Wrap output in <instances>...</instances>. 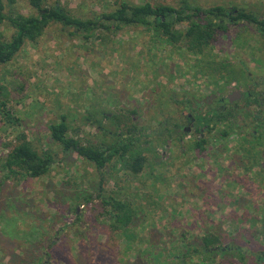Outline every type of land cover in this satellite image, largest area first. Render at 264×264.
<instances>
[{
    "label": "rangeland",
    "instance_id": "1",
    "mask_svg": "<svg viewBox=\"0 0 264 264\" xmlns=\"http://www.w3.org/2000/svg\"><path fill=\"white\" fill-rule=\"evenodd\" d=\"M122 1L175 8L182 3L47 0V5L87 19L115 11ZM188 1L204 8L237 6L264 18V0ZM6 10L38 14L27 1L7 4ZM15 33L9 23L0 25L1 40L10 41ZM84 35L52 23L42 37L28 42L12 62L0 67V98L17 120L11 124L0 114V161L19 134H25L38 152L54 157L50 172L41 178L3 181L0 170V264H260L264 172L247 169L246 158L241 162L228 151L215 154L216 138L226 127L207 135L210 150L199 156L185 155L183 150L193 148V134L165 139L162 133L171 126L169 119L187 126L189 113H205L212 100L228 96L233 89L243 91V99L250 91L264 89V37L257 26L240 22L219 36L213 56L233 68L229 75L236 80L229 84L216 73L204 75L196 68L195 56L180 57L183 50L157 41L143 26L125 27L117 34L103 29L100 37L89 40ZM188 99L190 104H185ZM134 110L132 125L140 143L129 156L146 148L149 160L138 175L124 170L122 163L111 165L103 175L93 163L65 153L52 138L51 126L65 117L70 137L103 149L116 141L110 118ZM261 114L264 120V108ZM247 120L241 116L234 124L230 143L235 148L237 140L250 132ZM101 125L106 132L98 128ZM177 138L183 140L182 146ZM103 197L138 210L129 228L136 236L130 248L122 230L112 229ZM207 232L218 236L226 250L234 243L241 246L244 261L234 250L215 253L205 261V255L192 246ZM151 239L157 242L152 252L163 254L160 262L146 259L144 251ZM186 250L190 254L184 255Z\"/></svg>",
    "mask_w": 264,
    "mask_h": 264
},
{
    "label": "trees",
    "instance_id": "2",
    "mask_svg": "<svg viewBox=\"0 0 264 264\" xmlns=\"http://www.w3.org/2000/svg\"><path fill=\"white\" fill-rule=\"evenodd\" d=\"M19 1H27L30 7L36 10L38 14L26 16L19 13H7V4L15 5ZM240 22L254 24L264 37V18L237 6L233 7V9L224 5L204 8L189 3L188 0H182L180 7L175 8L169 5L153 6L150 3L137 5L122 1L120 6L113 12L94 13L91 18L82 19L75 17L59 6H48L47 0H0V25L9 23L16 30L10 41L0 39V67L12 62L28 42H36L38 38L42 37L46 28L52 23H59L64 27L73 28L77 32H85L84 36L88 40L100 37V30L103 29L106 32L117 34L125 27L140 25L158 39L157 41H165L169 45L178 47L179 51L183 50L180 52V57L186 58L187 54L188 56H195L197 59L196 68L202 69L201 72L204 75H214L216 73V75H220V79H225L226 84H229L231 83L230 81L236 80L235 77L229 75L230 70H233V68H230L227 63L217 62L213 56V49L219 40V36L228 34L230 27ZM185 24L184 28H178L180 25ZM74 33L76 32H72V35ZM152 42L155 43L154 39ZM251 94L255 95V93ZM236 105L238 109L236 108L235 112L224 113V110L219 108L218 114L215 116H211V112L193 115L196 120L199 118V122H196L197 130L193 133L195 137L194 146L193 148L184 146L185 155L196 152L197 156H199L208 152L210 149L207 147L209 144L208 139H206L207 135H214L219 128L226 127V130L221 132L220 137H218L221 139V149L228 151L234 148L235 154L241 158V162L242 159L245 160V154L248 153L246 138L242 135L237 140V148H235L228 145L227 136L232 134L234 124L241 116L246 117V119L250 116L254 117L260 126L261 123L258 119L262 115V111L259 115L253 116L247 109H242L241 104L237 103ZM260 106L259 104L258 107L260 108ZM135 113L136 111L134 110L131 113L121 116L115 115L112 119L110 118L115 124L116 141L103 149L91 143H84L79 138L70 137L68 135L69 125L65 117L62 118L61 122L51 126L52 138L60 143L65 153H75L86 161L93 163L103 175L110 171L111 165L116 168L120 163H122L124 170L138 175L146 168L149 160L145 154L148 151L146 148L137 150L129 156L136 143H140L139 140H136V129L132 125L134 121L133 114ZM0 114L11 124L17 122L11 115V111L7 110L6 103L1 98ZM105 118L109 119V115H106ZM167 123L171 126L163 128L162 133L165 134V139L172 134L176 136L181 135V133L186 134L181 122H173V119H169ZM98 128L106 132L104 126L101 125ZM262 132L261 129L255 130V132H252V135H255L253 138L259 139L256 133L261 134ZM213 139L215 138L213 137ZM177 142L182 146L183 140L181 138H177ZM15 143L7 156L0 161V170L5 175V180L3 181L21 177L41 178L50 172L54 164V157L49 152L40 153L35 150L25 134H19ZM247 169L251 170L252 168L249 167ZM103 198L102 204L109 219L112 221V229L122 230L123 236L129 243L128 245H130L128 248H130L132 246L131 243L136 242V236L129 232V228L134 223L138 210L132 208L129 203L119 201L113 197L109 199ZM215 206L220 205L216 203ZM262 212H264V208ZM197 241L196 245L191 246L195 248L196 253L205 255V261L210 260L215 253L227 254L230 251H215V248L222 247L221 240L218 236L208 232L202 239ZM154 243L157 242L151 239L150 247L144 251L145 256L148 261L160 262L163 254L160 252L157 255L152 252L151 247H154ZM232 246L228 248L239 253L240 261H244L246 254L242 252L241 246L235 243ZM186 254H190L189 250H186L184 255Z\"/></svg>",
    "mask_w": 264,
    "mask_h": 264
},
{
    "label": "flooded vegetation",
    "instance_id": "3",
    "mask_svg": "<svg viewBox=\"0 0 264 264\" xmlns=\"http://www.w3.org/2000/svg\"><path fill=\"white\" fill-rule=\"evenodd\" d=\"M251 93L252 92L250 91L249 94H247V96L245 97V99H243V91L237 88L233 89L228 96L218 99L217 101L212 100L210 104L206 106L207 111L205 113L207 114L211 112L212 113L211 116L213 115L215 116L216 114H218L217 111L219 108H222L224 110V113H228L230 111L235 112L238 109L236 105L238 103V104H242V109L243 108L247 109L248 111H250V114L252 113L253 116L259 115V113H261L262 109L264 108V89H262V91L255 92V95ZM185 104H190V100L189 99L186 100ZM259 104L261 105L260 108L258 107ZM194 113L196 114V112L192 111V113H189L185 117V121H187V126H183V130L187 134H193L197 130L196 119L193 118V115H195ZM247 119H246L247 121L250 120L249 122L250 132H247L243 135L246 138L247 144H248L247 146L248 153L245 154V158L247 160V163H249L248 165H250L249 167L257 171L264 172V120L261 115L260 118L258 119V121L261 123L259 126V123L256 122L254 117L250 116ZM257 129H261V132L262 130L263 132L261 134L256 133V136H259V139H254L253 136L255 135L254 134L252 135V132H255V130ZM233 136H234L233 133L227 136L228 145L230 147L234 146L230 143L231 141L230 139L233 138ZM216 140H217L218 148H216V150L214 149V151H215V154L219 155L221 154V151H223L224 149L223 150L221 149L222 148V144L220 143L221 139L217 137ZM228 154L232 156H237L235 154L234 148H232L231 150H228ZM216 164H217V161H216ZM261 185L262 187H264V180L261 182L260 187ZM214 250L217 252H221V251L224 252L226 251V248L220 247V248H215ZM227 250L232 251L229 248H227ZM258 259H259L260 264H264V252L258 257Z\"/></svg>",
    "mask_w": 264,
    "mask_h": 264
}]
</instances>
